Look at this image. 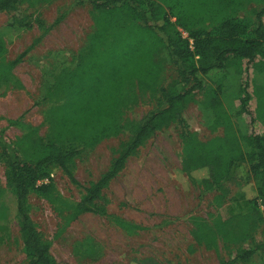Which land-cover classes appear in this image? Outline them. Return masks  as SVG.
<instances>
[{"label":"rangeland","instance_id":"obj_1","mask_svg":"<svg viewBox=\"0 0 264 264\" xmlns=\"http://www.w3.org/2000/svg\"><path fill=\"white\" fill-rule=\"evenodd\" d=\"M237 4L236 15L250 29L257 26L258 15L264 24V14L260 13L264 0H237ZM17 9L0 11V30L13 15L27 14L33 20L29 29L2 34L5 50L0 56V130L10 144L32 130L38 137L46 135V107L36 105V101L42 88L51 84L60 70L74 65V57L85 47L94 28L91 4L84 0H23ZM58 18L61 21L56 24ZM206 25L210 30L211 24ZM180 32L183 37L187 35ZM18 57L19 63L9 68L8 64ZM261 60L257 56L254 61L243 62L241 82L245 87L242 97L249 96L246 105L254 118L253 131L264 135ZM232 63L228 59L224 71H213L203 79L204 86L191 91L182 116L199 141L206 142L223 133L222 126L211 129L212 123L205 115L208 97L222 76L228 86L223 107L230 113L237 109V99H230L235 93L231 83L238 78ZM174 82L182 91L189 90L192 84L184 83L177 67L164 59L160 86L168 87ZM134 92V101L124 107V122H139L156 108L149 93L136 87ZM234 120L251 129L247 114ZM130 136L131 127L82 151L69 164L72 178L52 166L49 177L37 185L51 182L63 200L78 203L84 188L108 170ZM185 156L177 125L156 131L127 158L102 190L107 212L104 216L75 215L64 205L50 204L30 193L29 218L41 239L49 244L54 264H222L241 250H249L253 242L262 241L264 205L254 180H245L246 166L236 172V182L229 185L227 197L218 204L216 193H204L182 170ZM7 176L8 169L0 158V264H26L16 196ZM249 264L264 262L254 254Z\"/></svg>","mask_w":264,"mask_h":264},{"label":"trees","instance_id":"obj_2","mask_svg":"<svg viewBox=\"0 0 264 264\" xmlns=\"http://www.w3.org/2000/svg\"><path fill=\"white\" fill-rule=\"evenodd\" d=\"M93 10V31L85 47L74 57V65L65 67L47 84L36 101L45 106L48 130L38 137L32 130L8 143L0 130V158L8 169L7 182L16 196L20 234L27 256L26 264H54L49 244L37 233L29 218L28 196L36 193L50 204H61L75 215H106L102 190L123 168L128 157L156 131L175 124L185 151L182 170L204 193H216L220 204L236 182V172L246 166L245 180L252 179L264 205V135L253 131L254 118L247 109L249 96L242 97V64L261 57L264 64V24L254 29L236 15L237 0H84ZM23 0H0V11H17ZM264 14V8L260 12ZM174 19V21H172ZM61 18L56 20V24ZM206 23L211 24L207 30ZM30 15H13L0 30V56L4 53L2 34L32 27ZM180 30L187 34L183 37ZM192 41V44L189 43ZM192 47V48H191ZM177 67L189 90L182 91L177 82L160 86L163 60ZM228 59L236 71L231 83L237 109L225 110L228 86L225 76L216 81V90L205 105L211 129L222 126L223 133L209 141H199L188 130L182 116L191 91L204 86L213 71H224ZM8 64L11 68L19 61ZM256 67V65H255ZM259 71L258 68H255ZM150 94L156 108L139 122H124V107L134 101V88ZM253 93L258 95L257 90ZM133 98V99H132ZM259 100V96H258ZM258 102V101H257ZM247 114L251 129L235 119ZM11 123H16L12 121ZM209 123V122H208ZM131 127V136L112 161L108 170L84 188L81 200L69 204L55 191L53 184L37 182L49 177L52 166L72 178L69 164L82 151L105 139L119 136ZM36 135V136H35ZM135 228V227H134ZM259 254L264 262V239L253 242L222 264H249Z\"/></svg>","mask_w":264,"mask_h":264},{"label":"built area","instance_id":"obj_3","mask_svg":"<svg viewBox=\"0 0 264 264\" xmlns=\"http://www.w3.org/2000/svg\"><path fill=\"white\" fill-rule=\"evenodd\" d=\"M185 35H186V33H185ZM185 37H187V35H186ZM189 43H190V44H192V41H191V40H189ZM191 48H192V47H191Z\"/></svg>","mask_w":264,"mask_h":264}]
</instances>
